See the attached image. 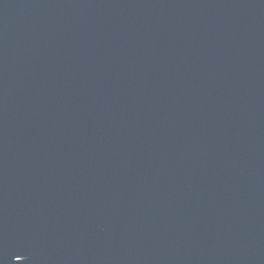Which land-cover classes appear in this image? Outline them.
<instances>
[{"label":"water","instance_id":"water-1","mask_svg":"<svg viewBox=\"0 0 264 264\" xmlns=\"http://www.w3.org/2000/svg\"><path fill=\"white\" fill-rule=\"evenodd\" d=\"M0 264H264V0H0Z\"/></svg>","mask_w":264,"mask_h":264},{"label":"snow or ice","instance_id":"snow-or-ice-1","mask_svg":"<svg viewBox=\"0 0 264 264\" xmlns=\"http://www.w3.org/2000/svg\"><path fill=\"white\" fill-rule=\"evenodd\" d=\"M17 258H19V257H17Z\"/></svg>","mask_w":264,"mask_h":264}]
</instances>
